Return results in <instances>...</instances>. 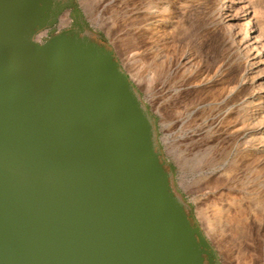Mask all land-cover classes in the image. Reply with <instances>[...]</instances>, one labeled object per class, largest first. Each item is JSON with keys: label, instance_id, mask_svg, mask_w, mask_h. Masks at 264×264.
Returning a JSON list of instances; mask_svg holds the SVG:
<instances>
[{"label": "water", "instance_id": "obj_1", "mask_svg": "<svg viewBox=\"0 0 264 264\" xmlns=\"http://www.w3.org/2000/svg\"><path fill=\"white\" fill-rule=\"evenodd\" d=\"M93 34L73 0H0V264H221L159 118Z\"/></svg>", "mask_w": 264, "mask_h": 264}, {"label": "rangeland", "instance_id": "obj_2", "mask_svg": "<svg viewBox=\"0 0 264 264\" xmlns=\"http://www.w3.org/2000/svg\"><path fill=\"white\" fill-rule=\"evenodd\" d=\"M74 4L105 34L159 118L176 187L221 264H264V49L247 36V27L264 26V0ZM47 28L42 42L52 35ZM154 45L173 56V69L182 62L187 71L156 76Z\"/></svg>", "mask_w": 264, "mask_h": 264}, {"label": "bare ground", "instance_id": "obj_3", "mask_svg": "<svg viewBox=\"0 0 264 264\" xmlns=\"http://www.w3.org/2000/svg\"><path fill=\"white\" fill-rule=\"evenodd\" d=\"M168 7V6H166ZM165 7V8H166ZM160 9V8H159ZM158 9V10H159ZM164 9V8H163ZM172 10V9H171ZM220 10V9H219ZM224 11V10H223ZM253 11V10H252ZM255 12V11H254ZM253 12V13H254ZM252 14V13H251ZM248 15V14H247ZM246 15V16H247ZM165 17V16H163ZM167 17V16H166ZM251 21V20H250ZM252 23V22H251ZM250 24V22H249ZM248 31H250L249 33L251 34H248L247 36H250V35H253L252 36V39H254V44H256V46L258 45V43L260 44L258 46V49H264V39L263 41L260 40V38H263L264 35L260 34L261 33H264V26L260 23L258 24V30L257 28L256 29H253L252 27H247ZM259 31V32H258ZM41 32V31H39ZM38 32V33H39ZM37 33V34H38ZM36 34V35H37ZM39 35H41L40 33L37 35V39L39 42H42L40 39H39ZM157 39V38H156ZM159 39V38H158ZM46 40V39H45ZM260 41V42H258ZM44 42V41H43ZM247 42V41H246ZM262 42V43H261ZM153 43V42H152ZM262 46V47H261ZM153 48H155V50H157L156 52H154V57H153V61H152V66H153V73L157 75H161V74H165V75H169V74H172L173 72H175L176 70L182 68L183 70L187 71V66L186 64L182 65V62H177V67L175 69H173V56L169 53V52H165V49L163 48H160L159 45H154ZM255 51V50H254ZM262 51V50H261ZM258 53H260L258 51ZM257 53V54H258ZM181 61V60H180ZM176 62V61H175ZM182 65V66H181ZM192 67V65H191ZM198 68V67H197ZM196 70V68H194ZM193 72V71H191ZM190 72V73H191ZM188 76V75H187ZM167 78V77H166ZM165 79V78H164ZM208 91V90H207ZM214 94V93H212ZM212 109V107H211ZM205 110V109H204ZM210 111V110H209ZM207 115V114H206ZM215 226H212L210 227V230H213L215 233H218L219 234V231L217 229L214 228Z\"/></svg>", "mask_w": 264, "mask_h": 264}, {"label": "flooded vegetation", "instance_id": "obj_4", "mask_svg": "<svg viewBox=\"0 0 264 264\" xmlns=\"http://www.w3.org/2000/svg\"><path fill=\"white\" fill-rule=\"evenodd\" d=\"M64 1H67V0H64ZM73 2H75V0H73ZM73 9H74V7L72 6V7L70 8V12H71ZM69 17H70V13L67 14V13H65V11L62 12V13L60 14V16L58 17V20H57L56 25H55L54 27H51V29L47 30L46 33L48 34V32L52 31V29H54V28H57V29L59 30V29H62V28H66V27H68V26L70 25ZM93 26H94V25H93ZM46 29H48V28L46 27V28H44V29H42V30H40V31H42V33H44ZM94 29H95L96 32L99 31V30H97V29L95 28V26H94ZM38 34H39V33H38ZM38 34H37V35H38ZM44 34H45V33H44ZM37 35H36V39H37ZM92 38H93L94 40L100 41V42H102V43H104V44L110 46V45L108 44L107 39L104 40V41H102L100 38H98V37L96 36V34H93V35H92Z\"/></svg>", "mask_w": 264, "mask_h": 264}]
</instances>
